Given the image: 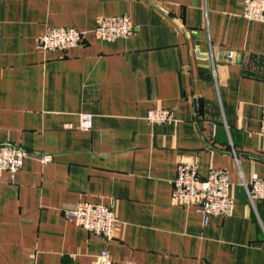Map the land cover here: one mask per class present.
<instances>
[{
    "label": "crops",
    "instance_id": "0c3cea01",
    "mask_svg": "<svg viewBox=\"0 0 264 264\" xmlns=\"http://www.w3.org/2000/svg\"><path fill=\"white\" fill-rule=\"evenodd\" d=\"M244 11L245 0H0V143L28 151L0 178V264H96L103 250L114 264H264V198L243 184L264 177V21ZM114 15L131 34L99 39ZM51 27L89 35L44 50ZM151 109L174 118L152 124ZM182 161L228 172L232 215L205 222L172 198ZM79 201L113 206L111 240L65 215Z\"/></svg>",
    "mask_w": 264,
    "mask_h": 264
},
{
    "label": "built area",
    "instance_id": "2783aa9c",
    "mask_svg": "<svg viewBox=\"0 0 264 264\" xmlns=\"http://www.w3.org/2000/svg\"><path fill=\"white\" fill-rule=\"evenodd\" d=\"M244 15L249 19L264 21V0H245ZM133 30L130 18L126 15L102 17L94 34L102 40L125 38ZM89 33L75 27H51L39 38L40 47L44 50L61 49L85 44ZM147 120L152 124L172 121L174 113L168 109H151ZM93 115H81V128L91 129ZM262 134L264 135V118ZM28 155V151L14 143H0V178L7 172L13 179L19 172ZM51 160V155H43V161ZM251 200L264 198V177L254 175L250 183L243 181ZM231 181L226 170L212 169L206 177L200 176L197 165L182 161L177 166V175L173 181L172 198L183 205H195L208 222L211 216L228 217L232 215L235 200L230 195ZM65 215L91 233L111 240L114 236L118 218L112 205L90 201H79L73 208L65 209ZM96 264H114L108 250H103Z\"/></svg>",
    "mask_w": 264,
    "mask_h": 264
}]
</instances>
